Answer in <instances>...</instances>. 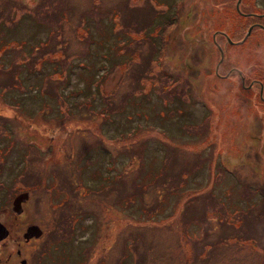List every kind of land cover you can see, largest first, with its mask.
<instances>
[{"label": "rangeland", "instance_id": "374dc122", "mask_svg": "<svg viewBox=\"0 0 264 264\" xmlns=\"http://www.w3.org/2000/svg\"><path fill=\"white\" fill-rule=\"evenodd\" d=\"M258 2L0 0V264H264Z\"/></svg>", "mask_w": 264, "mask_h": 264}, {"label": "water", "instance_id": "95a60500", "mask_svg": "<svg viewBox=\"0 0 264 264\" xmlns=\"http://www.w3.org/2000/svg\"><path fill=\"white\" fill-rule=\"evenodd\" d=\"M251 30V27H249L247 33L245 34L244 37H246L249 32ZM228 39L230 40V38L228 37ZM243 39L237 41V42H241ZM231 41V40H230ZM220 50V60L223 58V51L222 49L219 47ZM29 192L28 191H23L18 193L14 199H13V209L15 211H17V213H20L22 210V206H21V201L27 199ZM42 232L41 228L39 227L38 224H33V225H29L27 226V230L24 232V236L26 239H29L30 236H37ZM8 234V229L7 227L4 225V223H2V221H0V239L6 237V235ZM25 260L23 259L22 262H24Z\"/></svg>", "mask_w": 264, "mask_h": 264}, {"label": "flooded vegetation", "instance_id": "af4514ba", "mask_svg": "<svg viewBox=\"0 0 264 264\" xmlns=\"http://www.w3.org/2000/svg\"><path fill=\"white\" fill-rule=\"evenodd\" d=\"M237 1V3H235L236 5H235V8L237 9V10H241V4H242V1L243 0H236ZM264 1V0H263ZM259 8H264V2L263 3H261V4H259V2L258 3H255V4H253V7H249V5L247 6V7H244L243 9L244 10H248V13H245V14H248L249 16H253V17H257V18H260V19H262L263 17H264V11L262 12V13H260V12H256ZM253 23H256V24H258V25H256V26H260V27H264V24H263V22H261V21H254ZM254 27H252L251 26V30L253 29ZM216 36V35H215ZM247 37V36H246ZM246 37H243V38H241V39H243L240 43L242 44L244 41H245V38ZM240 39V40H241ZM229 40V39H228ZM237 41H239V40H236V41H232V42H234V43H232V44H240V43H238ZM231 42V41H230ZM239 74H241L242 75V72L239 70ZM243 78V77H242ZM263 88H264V84L263 83H261L260 84V89H262L263 90ZM79 186H80V184L79 185H77V186H75V188H76V190L79 192V190H78V188H79ZM26 190H28V189H26ZM17 193H15L14 194V196H13V199H14V197H15V195H16ZM23 204V203H22ZM22 204H21V206H22ZM12 210L14 211V209H13V205H12ZM91 210V209H90ZM17 253H19V250H17Z\"/></svg>", "mask_w": 264, "mask_h": 264}, {"label": "trees", "instance_id": "16d2710c", "mask_svg": "<svg viewBox=\"0 0 264 264\" xmlns=\"http://www.w3.org/2000/svg\"><path fill=\"white\" fill-rule=\"evenodd\" d=\"M223 33H225V32H223ZM226 34V33H225ZM227 36H228V34H227ZM233 40H231V43H234V42H232ZM238 43H240V42H238ZM85 161V163L87 164V161L86 160H84ZM87 165H89V166H91V163L89 162Z\"/></svg>", "mask_w": 264, "mask_h": 264}, {"label": "bare ground", "instance_id": "6f19581e", "mask_svg": "<svg viewBox=\"0 0 264 264\" xmlns=\"http://www.w3.org/2000/svg\"><path fill=\"white\" fill-rule=\"evenodd\" d=\"M26 261V260H25Z\"/></svg>", "mask_w": 264, "mask_h": 264}]
</instances>
